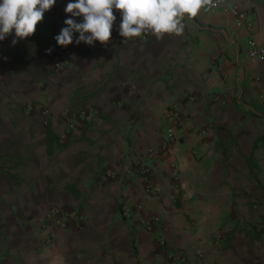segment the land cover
Returning a JSON list of instances; mask_svg holds the SVG:
<instances>
[{
	"label": "crops",
	"instance_id": "0c3cea01",
	"mask_svg": "<svg viewBox=\"0 0 264 264\" xmlns=\"http://www.w3.org/2000/svg\"><path fill=\"white\" fill-rule=\"evenodd\" d=\"M233 1L251 33L220 9L186 17L180 35L114 28L107 44L59 47L57 0L32 36L0 42V264H170L150 218L167 223L171 252L264 264V59L245 51L248 39L264 48V0ZM38 101L47 121L18 105ZM170 108L178 141L148 158Z\"/></svg>",
	"mask_w": 264,
	"mask_h": 264
},
{
	"label": "clouds",
	"instance_id": "9594fccd",
	"mask_svg": "<svg viewBox=\"0 0 264 264\" xmlns=\"http://www.w3.org/2000/svg\"><path fill=\"white\" fill-rule=\"evenodd\" d=\"M57 0H0V42L9 36L11 45L32 36L37 24ZM208 0H68L66 18L53 38L59 47L94 42L107 44L112 31L124 39L151 33L180 35L185 18H194ZM119 12V24L116 25ZM50 54L52 49L47 50Z\"/></svg>",
	"mask_w": 264,
	"mask_h": 264
},
{
	"label": "built area",
	"instance_id": "2783aa9c",
	"mask_svg": "<svg viewBox=\"0 0 264 264\" xmlns=\"http://www.w3.org/2000/svg\"><path fill=\"white\" fill-rule=\"evenodd\" d=\"M220 9L229 12L235 18L238 25L245 26L249 33L252 32V23L245 22V14L240 10L238 4L233 0H208L207 5L201 8L200 12L204 14H214ZM245 51L250 59H264V48L257 45L253 39H248ZM97 114L98 112L94 110H91L90 112L87 110H81L77 112L76 116L81 120H87L88 118H91ZM164 120L165 125L160 136L159 145L157 146L156 150H150L148 152V158L153 157V155H156L159 159L164 158L178 141V136L176 135L175 131L178 127H180L181 120L179 119V114L177 111L171 108L168 109ZM133 172L144 179L145 191L147 194H150L152 180L149 170L145 166H136L133 169ZM115 177L116 176L112 173H105L102 176V179L112 180L115 179ZM57 213L58 210L53 209L48 214V219L51 220ZM142 226L146 231L154 234L158 249L166 253L167 260L170 264H202L203 256L201 253H196L193 257H190L183 252H171L167 249V244L164 237V233L168 227L167 223L162 222L158 218H150L148 220H144L142 222ZM41 229L46 230L47 225L43 223L41 225ZM50 243L51 238L47 236L41 245L45 246L49 245Z\"/></svg>",
	"mask_w": 264,
	"mask_h": 264
},
{
	"label": "rangeland",
	"instance_id": "374dc122",
	"mask_svg": "<svg viewBox=\"0 0 264 264\" xmlns=\"http://www.w3.org/2000/svg\"><path fill=\"white\" fill-rule=\"evenodd\" d=\"M56 59H55V65H56ZM54 65V68L56 69V66ZM21 72L18 71V78L20 76H22L20 74ZM6 81V80H5ZM4 81V83H5ZM18 83H20L22 85V82L20 80H18ZM43 83V82H41ZM40 84V83H39ZM23 86V85H22ZM45 86L43 84L39 85V88L43 89ZM19 90H18V94H19ZM24 92V89L22 87V91ZM18 105L20 106V110L24 113L26 112L27 114L31 113L33 115H36L38 117H41L42 120L47 121L50 118V111L49 108L46 107L45 105L41 104V102H32V103H18ZM81 111V110H80ZM79 112V111H78Z\"/></svg>",
	"mask_w": 264,
	"mask_h": 264
},
{
	"label": "trees",
	"instance_id": "16d2710c",
	"mask_svg": "<svg viewBox=\"0 0 264 264\" xmlns=\"http://www.w3.org/2000/svg\"><path fill=\"white\" fill-rule=\"evenodd\" d=\"M55 141H57L56 136H54L50 131H47V142H48V148H50V150H51L52 143ZM50 150H48V152Z\"/></svg>",
	"mask_w": 264,
	"mask_h": 264
}]
</instances>
